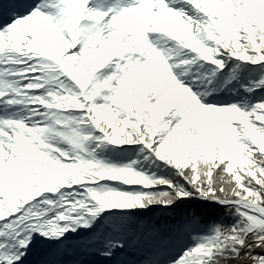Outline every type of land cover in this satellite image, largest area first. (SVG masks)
Returning <instances> with one entry per match:
<instances>
[{"label": "snow or ice", "instance_id": "snow-or-ice-1", "mask_svg": "<svg viewBox=\"0 0 264 264\" xmlns=\"http://www.w3.org/2000/svg\"><path fill=\"white\" fill-rule=\"evenodd\" d=\"M0 264H264V0H0Z\"/></svg>", "mask_w": 264, "mask_h": 264}]
</instances>
